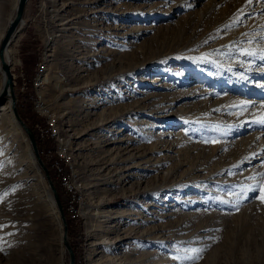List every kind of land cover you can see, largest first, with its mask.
<instances>
[{
	"label": "rangeland",
	"instance_id": "rangeland-1",
	"mask_svg": "<svg viewBox=\"0 0 264 264\" xmlns=\"http://www.w3.org/2000/svg\"><path fill=\"white\" fill-rule=\"evenodd\" d=\"M15 36L17 73L40 61L37 111L70 168L85 264H264V0H28ZM0 129V264H67L28 140ZM117 147L159 170L109 178ZM117 223L137 228L136 253L104 251Z\"/></svg>",
	"mask_w": 264,
	"mask_h": 264
},
{
	"label": "bare ground",
	"instance_id": "bare-ground-1",
	"mask_svg": "<svg viewBox=\"0 0 264 264\" xmlns=\"http://www.w3.org/2000/svg\"><path fill=\"white\" fill-rule=\"evenodd\" d=\"M3 2H4L3 0H0V43H1V39H2V37L4 35V33L6 31V28H7L6 26H8L9 20H11L13 14H14L13 12H15V7H16L17 0H13V2H11L12 11L13 12H11L12 15H10V17H8L6 19V21H4V17H3V13L5 12V9L3 8ZM94 12H96V11L94 10ZM21 23H22V20L19 22L15 34L17 32H19V29L21 28ZM15 34L12 36V38L10 39L9 43L6 45L5 50H4V55L6 56V58L8 60H9V58L7 56V52L11 49V46L9 44L12 43V39L13 40L15 39V38H13L15 36ZM37 69H39V68H37ZM35 74H36V72H35ZM13 79H14V75H13ZM197 79H202V78L199 77ZM2 83H3V79L0 82V87L2 86ZM3 101L4 102L6 101V102L5 103L3 102L2 104H0V125L2 127H4L6 130H8L9 132L15 133L16 136H18L19 138L21 137V138L24 139L25 132L22 129L21 125L17 122L16 118L14 117L13 110H12V106H11V97H10V95L7 94L5 96V98H4ZM35 104H37V101L35 102ZM40 108H42V107H40ZM37 110H38V105H37ZM132 112H139V110H137V109H135V110L134 109H128V110H126L125 113L127 115L128 113H132ZM22 131L24 132V134H23ZM205 134H207V133H205ZM50 136L53 137L52 133L50 134ZM25 137L27 139L26 134H25ZM212 138H213V136L212 135H209V134L208 135H203V137H202V139L205 140V141L211 140ZM122 140L121 139H119V140L117 139L114 142H121ZM28 143H29V141H28ZM124 143H126V141H124ZM29 146H30V144H29ZM58 147H59V145H57V148ZM25 148H26L27 158L29 159L31 165L33 166L34 171L37 173L38 177L43 181L44 172L40 168V166H39V164H38V162L36 160V157L34 156V153L32 152V149L30 150L31 147L29 148L27 146V144H26V147ZM121 152H122L121 149L117 147L114 151H112L109 154V156H110L109 162L108 163H104L103 164L104 166L101 167L102 168L101 169L102 171H104L105 169H106V172L109 171L110 169L113 170V172L111 174V177L109 176V178H112V177L116 176V179L121 182V181L125 180L128 177V175H125V173H128L129 171H132L133 169H136V170L144 169V166H146V169L147 168H150V169H154V170H159V167L160 166H157L156 167V164L159 163V162L156 161V162L152 163V161H151L154 152L148 158H146V155L143 154L144 156H142L140 153L139 154L141 156L138 155V154H137L138 156H136V154H134V153H132L130 151H128L126 153L124 152L125 154H127L124 157L123 153H121ZM113 153H114V155L111 156V154H113ZM63 156L61 154L62 163L63 164H66L68 166V164H67V162H66V160H65V158ZM125 162H126V164H125ZM123 163H124V165H122ZM118 164H120V166H118ZM68 168H69V166H68ZM69 170H70V168H69ZM41 171L43 172V175L41 174ZM44 178L46 179L45 175H44ZM60 184H61L62 188L65 189L64 190L65 192H70V184H69V182L67 180H60ZM48 187H49V185H48ZM44 193H45V196H46V199H47L49 205L51 206L52 211L55 213V207H57V205H56L55 200L53 198V195H52V192L50 190V187H49V189H47L46 186H45V184H44ZM53 202H54V204H53ZM56 210H58V208ZM58 214H59V211H58ZM127 214H132V213H127ZM124 215H126V214H123V213L119 212V213L114 214L113 217H116V218H112V216H109L106 213H102L101 216H104L105 217V220L107 221V220H109V218L110 219H116L117 220L118 218H121ZM59 217H60V215H59ZM137 218H140V217L137 216ZM126 219H129V221H131V220L134 221L135 220V219H132L131 217H128ZM60 222H61L60 225H62V221H60ZM117 225H118V223L115 226L113 225L114 227H112L113 228L112 230L115 229V232H117V230H116V228H117L116 226ZM136 229H137L136 227H128L127 229H125L123 231H119L118 230V232L116 233V236H115V239L113 240V242L110 241L111 243H108L107 242V243L103 244V246L105 248L104 251H106L109 248H111V249H113L115 251L116 250L118 251V249L120 248V243L126 240L127 241L126 248H128V249H126L127 252L134 250L132 252H135L136 253L137 252L136 250H137L138 245H139V243L136 241V240H138V238L134 236V234L136 233V231H135ZM120 230H121V228H120ZM61 234H62V237H63V229H62ZM60 239H61V235H60ZM62 244H63V241H62ZM63 246H64V244H63ZM106 246H108L109 248L106 247ZM64 248H65V246H64ZM65 251H66V249H65ZM88 254L90 255V253H88ZM116 254H117V252L115 253V255ZM139 254L142 257L145 256L143 253H139ZM109 259H110V264H150V261H148V260H143L142 263H136V262H134L133 258H132V260L128 259L129 262L126 263L124 261V259L122 258V256L109 257ZM151 262H152V264H158L157 258L154 261H151ZM59 264H60V259H59ZM88 264H92V263L89 262Z\"/></svg>",
	"mask_w": 264,
	"mask_h": 264
},
{
	"label": "water",
	"instance_id": "water-1",
	"mask_svg": "<svg viewBox=\"0 0 264 264\" xmlns=\"http://www.w3.org/2000/svg\"><path fill=\"white\" fill-rule=\"evenodd\" d=\"M28 0H17L15 12L9 21V24L6 28V31L1 39L0 43V68L2 70V79L3 83L0 87V104L3 103V100L7 94L11 97V106L13 110L14 117L16 118L17 122L21 125L22 129L24 130L27 139L29 141L30 147L32 149V152L34 153V156L36 157V160L40 166V168L43 170L44 175L46 177L47 183L50 187V190L52 192L53 198L55 200V203L57 205L59 215L62 221L63 226V237L62 241L65 246V249L68 254V261L67 264H74L75 263V253L72 248L69 234H68V221L65 216V212L58 194V191L56 189V186L50 176L49 169L44 163L38 145L37 140L35 137V134L31 127L23 120L21 115L19 114L18 108H17V97L15 93V87H14V79H13V72L11 70V63L4 55V50L6 45L9 43L12 36L15 34L19 22L22 20L23 12L25 9V5Z\"/></svg>",
	"mask_w": 264,
	"mask_h": 264
},
{
	"label": "trees",
	"instance_id": "trees-1",
	"mask_svg": "<svg viewBox=\"0 0 264 264\" xmlns=\"http://www.w3.org/2000/svg\"><path fill=\"white\" fill-rule=\"evenodd\" d=\"M37 59H35L34 62H36ZM31 61V68H28L27 75H28V81L26 86L24 87V91L20 94V97L17 98V107L19 114L23 118V120L31 127L33 130L37 145L41 154V157L46 164V166L49 169L50 175L57 187V190L59 192V195L61 197V202L63 204V209L66 214V218L68 221V233L71 239V245L75 253V263L74 264H85V251L83 248L82 240L84 238V232L82 229V220L81 216L77 215L76 209L77 207H74V214L75 216H71L70 213L67 211L66 206L64 205V194H63V188L59 182V179L56 177V173L52 166L50 165V160L53 156H57L54 153L48 154L47 149L50 148L53 151L54 147V139L51 137H46L44 139H40L36 136L34 123L35 121H43V117L38 114V111L36 112L33 108V101L37 99V95L35 93L33 83H32V77L35 71V63ZM33 63V64H32ZM33 65V66H32ZM35 74V76H36ZM17 80V84H18ZM36 102V101H35ZM34 102V104H35ZM46 128H50L48 123L46 122ZM63 170L66 172V175L69 176L70 170L66 164H63ZM65 192V191H64ZM76 193V191H75ZM76 195V194H75Z\"/></svg>",
	"mask_w": 264,
	"mask_h": 264
},
{
	"label": "built area",
	"instance_id": "built-area-1",
	"mask_svg": "<svg viewBox=\"0 0 264 264\" xmlns=\"http://www.w3.org/2000/svg\"><path fill=\"white\" fill-rule=\"evenodd\" d=\"M15 64L20 65L21 64L20 59H19V62L15 63ZM15 64H11V70L14 72V84L16 83V81L18 79H20L21 80V86L20 87H21V89H24V87L26 86L27 81H28L27 72L20 69L17 73V70H15ZM39 67H40V61H38L36 63L35 71ZM34 76H35V73L32 77V83L33 84H34ZM1 80H2V70L0 68V82H1ZM37 105H42V104H34V101H33V108L36 112H37ZM38 114L41 115L44 120L43 121H36L34 123L36 136L39 137L40 139H44L46 137L51 138L49 128H46V121H47L46 106H44V113H38ZM47 153L48 154L54 153L55 155H57V156H53L51 158L50 165L54 169L59 180H67L70 184V192H64V195H65L64 203H65L66 209L70 213V215L75 216L74 207H77V204L79 203V201L77 200V198H75L74 188H73L72 184L70 183L69 178H67L66 172L63 170V163L61 160V154L58 152L57 145L55 142H54L53 151L50 148H48ZM69 194H72V197H69L68 196Z\"/></svg>",
	"mask_w": 264,
	"mask_h": 264
},
{
	"label": "snow or ice",
	"instance_id": "snow-or-ice-1",
	"mask_svg": "<svg viewBox=\"0 0 264 264\" xmlns=\"http://www.w3.org/2000/svg\"><path fill=\"white\" fill-rule=\"evenodd\" d=\"M248 54H251V53H248ZM262 119H264V118H262ZM0 227H4L3 225H0ZM193 251H198V250H193Z\"/></svg>",
	"mask_w": 264,
	"mask_h": 264
}]
</instances>
